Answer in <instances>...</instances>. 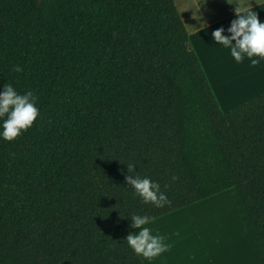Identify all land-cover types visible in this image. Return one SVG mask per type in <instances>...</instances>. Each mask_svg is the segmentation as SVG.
<instances>
[{
    "label": "trees",
    "instance_id": "1",
    "mask_svg": "<svg viewBox=\"0 0 264 264\" xmlns=\"http://www.w3.org/2000/svg\"><path fill=\"white\" fill-rule=\"evenodd\" d=\"M6 83L33 90L39 115L0 139V264H144L130 213L229 188L264 261V92L220 108L176 0H0Z\"/></svg>",
    "mask_w": 264,
    "mask_h": 264
},
{
    "label": "crops",
    "instance_id": "2",
    "mask_svg": "<svg viewBox=\"0 0 264 264\" xmlns=\"http://www.w3.org/2000/svg\"><path fill=\"white\" fill-rule=\"evenodd\" d=\"M251 2L253 10H256L259 18L264 20V0H251ZM176 4L187 26L190 46L198 54L220 108L224 111L230 110L263 93L264 61L251 65L245 57L237 62L227 48L211 38L213 29L221 25L227 28L229 21L234 18V5L227 4L226 0H204L203 3H200V0H185L183 3L182 0H176ZM196 11L200 20L194 17ZM201 20L204 24L200 26ZM230 189L232 188L152 219L150 227L154 232H159L166 237L165 243L169 247L150 259L141 257L144 264H264L254 235L246 222L244 228L248 230L250 240H242V215L244 214L236 193V203L232 198V204L230 208H227L226 222L231 231L238 232L239 241L236 244L229 242L226 258L210 260L205 246L190 242L189 238L192 234L189 235L190 229L185 227L192 215L181 210L201 202H211L229 192ZM236 212H241L242 215L240 213L241 216H238Z\"/></svg>",
    "mask_w": 264,
    "mask_h": 264
},
{
    "label": "clouds",
    "instance_id": "3",
    "mask_svg": "<svg viewBox=\"0 0 264 264\" xmlns=\"http://www.w3.org/2000/svg\"><path fill=\"white\" fill-rule=\"evenodd\" d=\"M203 2L204 0H200V3ZM226 3L234 5V18L229 21L227 28L221 25L213 29L212 40L227 48L237 62L245 57L251 65L264 61V20L253 10L251 0H226ZM194 17L200 20L197 11ZM202 24L204 22L201 20L200 26ZM12 67L15 71L23 70L18 64ZM38 115L37 97L33 90L20 92L12 83L0 85V139H15L32 126ZM126 168L131 172L134 164L130 162ZM124 179L145 203L161 206L168 202L156 180L137 174H126ZM171 179L175 180L176 177L172 176ZM129 216L130 228L135 231H129L123 239L134 253L150 259L169 247L165 243L166 237L150 227L153 222L151 217L137 213H130Z\"/></svg>",
    "mask_w": 264,
    "mask_h": 264
},
{
    "label": "rangeland",
    "instance_id": "4",
    "mask_svg": "<svg viewBox=\"0 0 264 264\" xmlns=\"http://www.w3.org/2000/svg\"><path fill=\"white\" fill-rule=\"evenodd\" d=\"M183 1L185 0H182V3ZM235 193V189L232 188L229 192L219 196L211 202H201L196 206L181 210L184 213L192 215L188 220V225L185 227H189V235L192 234L189 238L190 242L193 244L201 243L205 246L210 260H223L228 254V249L226 248L229 246V242L232 241L236 244L239 241L238 232L235 233L234 230L231 231L229 224L226 222V211L232 204V198L236 203L235 195L237 193ZM240 213L241 212H236V215L241 216L242 213L241 215ZM242 221V240L247 241V239H249V234L248 230L244 228V225L248 224L245 214L242 215Z\"/></svg>",
    "mask_w": 264,
    "mask_h": 264
}]
</instances>
